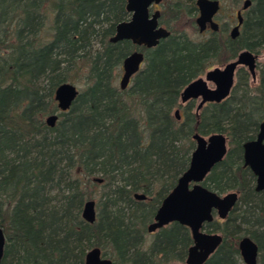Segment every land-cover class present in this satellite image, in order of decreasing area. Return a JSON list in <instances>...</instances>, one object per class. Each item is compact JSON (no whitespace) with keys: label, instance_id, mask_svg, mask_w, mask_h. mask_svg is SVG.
Returning a JSON list of instances; mask_svg holds the SVG:
<instances>
[{"label":"trees","instance_id":"trees-1","mask_svg":"<svg viewBox=\"0 0 264 264\" xmlns=\"http://www.w3.org/2000/svg\"><path fill=\"white\" fill-rule=\"evenodd\" d=\"M194 1L164 0L170 35L146 49L109 42L116 24L129 17L126 0H0V227L6 237L0 264H84L93 247L113 264H183L192 244L186 226L173 222L147 245L145 235L189 165L194 133L228 138L225 157L202 185L239 195L226 219L204 225L222 236L204 264H244L238 242L245 236L258 247L257 264H264V191L255 190L242 157L243 143L264 120V65H257L251 87L239 68L230 95L198 114L192 102L179 104L182 89L205 71L242 50L261 53L264 0H250L235 40L224 31L190 38L181 23L195 30ZM135 49L145 53L144 65L121 90L116 78ZM65 82L83 88L59 112L54 90ZM54 113L58 120L49 127L45 117ZM99 185L90 224L82 209Z\"/></svg>","mask_w":264,"mask_h":264},{"label":"water","instance_id":"water-1","mask_svg":"<svg viewBox=\"0 0 264 264\" xmlns=\"http://www.w3.org/2000/svg\"><path fill=\"white\" fill-rule=\"evenodd\" d=\"M161 0H126L125 10L128 19L116 24L114 34L109 42L116 43L123 40L144 46L147 49L158 45L160 39L169 36L170 32L158 26L159 11L149 16V7L159 4ZM250 5V0H245L243 9ZM199 14L196 24L202 31L208 23L214 31L218 24L213 20L219 9L218 0H196ZM242 23V16L238 13V25L230 32L233 39L238 35V26ZM264 55V53H263ZM259 56L248 51H240L234 59L223 66H215L188 83L180 93V103L192 99H199L195 113L206 103H219L225 100L234 86L235 75L239 68L245 67L251 80L257 78V62ZM145 61L141 51H133L125 56L122 61V73L119 78V88L125 90L138 73ZM211 83L213 87H209ZM79 94L78 88L68 82L61 83L54 90V100L59 112L70 109ZM176 120H180V111H174ZM58 120L57 114L45 117V123L54 127ZM195 142L194 150L190 155L187 169L178 177L174 187L162 199L157 208L152 222L147 225L148 233H154L172 222L186 226L191 235L192 244L188 248L185 264H204L217 250L222 242L219 233L203 231V225L214 219V213L220 220H224L232 210L238 199L235 191L218 194L202 185L211 169L221 162L228 150V138L222 133H213L202 136L198 133L192 135ZM243 163L255 176L256 191H264V120L260 123L258 132L251 140L242 145ZM101 183L100 178L94 179ZM137 200H144L145 195L134 194ZM83 220L92 224L96 220V202L87 200L81 214ZM6 237L0 227V263L4 253ZM238 249L244 264H257L258 247L249 237H242L238 242ZM84 264H113L105 257L99 247L89 249L84 257Z\"/></svg>","mask_w":264,"mask_h":264},{"label":"flooded vegetation","instance_id":"flooded-vegetation-1","mask_svg":"<svg viewBox=\"0 0 264 264\" xmlns=\"http://www.w3.org/2000/svg\"><path fill=\"white\" fill-rule=\"evenodd\" d=\"M219 1V9H218V11H217V13L214 15V17H213V20L218 24V29L216 30V31H214V30H212L211 28H210V26H209V24L207 23L206 24V27L202 30V31H200L199 30V27H198V25L196 24V18L198 17V14H199V11H198V8H197V6H196V0L194 1V5H195V17H194V25H195V31H196V33L200 36V37H208L209 35H212V34H215V33H218V32H220V31H224V32H226L227 34H228V36H229V38L231 39V40H235L238 36H239V34H240V32H241V28H242V23L238 26V35L235 37V38H231L230 37V32H231V30L234 28V27H236L237 25H238V13H240V15L242 16V22H243V16H244V13H245V11L248 9V7L250 6H248L246 9H243V4H244V2H245V0H234V5L237 7L238 5H239V3H240V1H242V4H241V7H239V8H237V10L235 11V17H234V19L229 15H227V16H224V18H221V16H220V12H221V8H222V6H221V0H218ZM250 4H251V1H250ZM163 6H164V0H161V2L159 3V4H152L150 7H149V16H151L155 11H159V13H160V15H159V17H158V26H160V27H163V28H165L166 30H168L169 32H170V29H169V27L164 23V22H162V13H163ZM232 21H233V24L231 25V23H232ZM186 23H184V22H182L181 23V25L183 26L182 27V30L184 31V28L185 27H187V26H184ZM170 35V34H169ZM167 38V37H166ZM166 38H164V39H166ZM161 40H163V39H160L159 40V43H160V41ZM132 43V42H131ZM158 43V44H159ZM132 44H134V43H132ZM134 45H136L137 47H144V46H140V45H137V44H134ZM156 47V46H155ZM154 48V47H153ZM147 49V48H146ZM150 49H152V48H150ZM133 51H141V50H139V49H135V50H133ZM132 51V52H133ZM142 52V51H141ZM144 53V52H143ZM144 55H145V53H144ZM229 61H231V60H229ZM228 61V62H229ZM227 63V62H226ZM225 63V64H226ZM144 65V64H143ZM224 65V64H223ZM223 65H219V67H221V66H223ZM258 65V64H257ZM143 67V66H142ZM242 68V67H241ZM206 72V71H205ZM204 72V73H205ZM121 73H122V68H121ZM203 73V74H204ZM137 74V73H136ZM135 74V75H136ZM202 74V75H203ZM134 75V76H135ZM201 75V76H202ZM133 76V77H134ZM132 77V78H133ZM235 78H236V75H235ZM132 80V79H131ZM131 82V81H130ZM235 82V81H234ZM194 100H198V102H199V99H192V100H189V101H187L186 103H180V98H179V104L183 107V106H185V105H187L189 102H193ZM207 104V103H206ZM205 104V105H206ZM205 105H203L202 107H204ZM196 107H197V105L195 106V110H196ZM176 109H178L179 111L181 110L180 108H176ZM175 109V110H176ZM202 109V108H201ZM200 109V110H201ZM199 110V111H200ZM56 114V113H55ZM180 118H181V112H180ZM251 140V139H250ZM245 143V142H244ZM242 157H243V148H242ZM243 165H244V163H243ZM245 166V165H244ZM247 167V166H246ZM253 174V173H252ZM255 177V176H254ZM254 188H255V186H254ZM256 190V189H255ZM239 196V195H238ZM238 200V199H237ZM237 203V202H236ZM235 206V205H234ZM233 209V208H232ZM231 212V211H230ZM229 212V213H230ZM214 219H218L217 218V216H216V213H214ZM213 219V220H214ZM226 219V218H225ZM153 220V219H152ZM212 220V221H213ZM220 220V219H219ZM152 222V221H151ZM173 223V222H172ZM209 223V222H208ZM171 224V223H170ZM206 224V223H205ZM204 224V225H205ZM169 225V224H168ZM204 225H203V227H204ZM163 228V227H162ZM161 229V228H160ZM158 231V230H157ZM203 231H205L204 229H203ZM156 232V231H155ZM154 232V233H155ZM205 232H207V231H205ZM147 233H148V231H147ZM154 233H150V234H154ZM207 233H209V232H207ZM191 246V245H190ZM189 246V247H190ZM188 251V250H187ZM186 259V258H185ZM183 264H185V261H184V263Z\"/></svg>","mask_w":264,"mask_h":264},{"label":"rangeland","instance_id":"rangeland-1","mask_svg":"<svg viewBox=\"0 0 264 264\" xmlns=\"http://www.w3.org/2000/svg\"><path fill=\"white\" fill-rule=\"evenodd\" d=\"M241 4H242V1H240L239 5L236 7L234 5V0H221V6H222L221 12H220L221 18H224V16H227V15L228 16L230 15L234 19V17H235V11L237 10V8L241 7ZM232 24H233V21H232L231 25ZM49 25H50V21H46V28ZM184 31L192 39H196L197 40V39L201 38L196 33V31L194 29L190 28V27H185L184 28ZM263 53H264V49L261 51L260 54H258L259 58H258L257 64H259V66L260 65H264V55H263ZM242 69H244L247 72V70H246L245 67H242ZM120 75H121V71H120V73H119V75H118V77L116 78V81H115L117 86H119V78H120ZM235 81H236V78H235ZM248 82H249V86L250 87L253 86V85H255L258 82V68H257V78H256V80L252 81L251 80V77L249 75ZM74 85L78 88L79 91L83 88L82 83H75ZM208 85H209V87H213V85L211 83H208ZM192 104H193V111H195V106L198 104V100H194L192 102ZM180 112H182V110H180ZM102 191H103V187L102 186L99 185V186L94 187V193H95L94 200H95V202H97L98 195H100V193ZM152 238H153V235L152 234L146 233V235H145V241H146V243L145 244L146 245L149 244L151 242ZM175 264H181V263H175Z\"/></svg>","mask_w":264,"mask_h":264}]
</instances>
